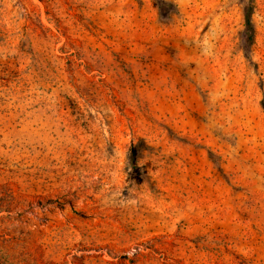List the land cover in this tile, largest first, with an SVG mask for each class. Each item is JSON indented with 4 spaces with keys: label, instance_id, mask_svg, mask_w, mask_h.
Masks as SVG:
<instances>
[{
    "label": "rangeland",
    "instance_id": "rangeland-1",
    "mask_svg": "<svg viewBox=\"0 0 264 264\" xmlns=\"http://www.w3.org/2000/svg\"><path fill=\"white\" fill-rule=\"evenodd\" d=\"M0 262L264 264V0H0Z\"/></svg>",
    "mask_w": 264,
    "mask_h": 264
},
{
    "label": "trees",
    "instance_id": "trees-1",
    "mask_svg": "<svg viewBox=\"0 0 264 264\" xmlns=\"http://www.w3.org/2000/svg\"><path fill=\"white\" fill-rule=\"evenodd\" d=\"M61 53H64L62 50L60 51ZM55 56V55H54ZM70 56H71V54H70ZM55 57H57V56H55ZM78 57V56H77ZM76 56H75V60H80L81 58H77ZM80 57V56H79ZM59 60H63V59H61V57H57ZM65 60H73V59H70V57L69 56H67V57H65L64 58ZM70 63V62H69ZM69 77H71V75L69 76ZM0 264H1V262H0Z\"/></svg>",
    "mask_w": 264,
    "mask_h": 264
}]
</instances>
